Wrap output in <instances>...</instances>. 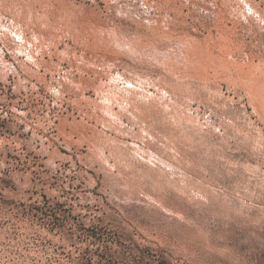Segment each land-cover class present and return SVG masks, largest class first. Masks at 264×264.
<instances>
[{"label": "rangeland", "instance_id": "374dc122", "mask_svg": "<svg viewBox=\"0 0 264 264\" xmlns=\"http://www.w3.org/2000/svg\"><path fill=\"white\" fill-rule=\"evenodd\" d=\"M263 104L264 0H0V264H264Z\"/></svg>", "mask_w": 264, "mask_h": 264}, {"label": "bare ground", "instance_id": "6f19581e", "mask_svg": "<svg viewBox=\"0 0 264 264\" xmlns=\"http://www.w3.org/2000/svg\"><path fill=\"white\" fill-rule=\"evenodd\" d=\"M115 41H116V40H115ZM200 47H201V46H200ZM142 51H143V50H142ZM205 52H207V51H205ZM210 53H211V52H210ZM145 55H146V54H145ZM253 67H254V66H253ZM259 67H260V66H259ZM253 70H255V68H254ZM253 70H252V71H253ZM230 71H231V70H230ZM254 73H255V72H254ZM253 75H254V74H253ZM252 83H253V82H252ZM131 86H132V85H131ZM246 86H248V85H246ZM109 88H110V87H109ZM140 89H141V88H140ZM203 89H204V88H203ZM143 90H144V89H143ZM104 91H105V90H104ZM113 91H114V90H113ZM114 92H115V91H114ZM114 92H113V93H114ZM110 93H111V92H110ZM184 93H185V92H184ZM247 93H248V92H247ZM126 94H127V93H126ZM115 95H116V94H115ZM129 95H130V93H129ZM104 96H108V95H105V94H104ZM132 96H133V95H132ZM120 97H121V96H120ZM144 97H145V95H144ZM105 98H106V97H105ZM107 98H108V97H107ZM110 98H111V97H110ZM257 98H258V97H257ZM124 99H125V98H124ZM112 100H113V99H112ZM175 100H176V99H175ZM255 100H256V99H255ZM116 101H117V99H116ZM126 102H127V101H126ZM142 102H143V101H142ZM118 103H119V102H118ZM138 103H139V102H138ZM138 103H137V104H138ZM144 103H145V102H144ZM176 103H177V102H176ZM174 104H175V103H174ZM120 105H121V104H120ZM127 105H128V104H127ZM129 105H130V104H129ZM263 105H264V104H263ZM150 106H151V104H150ZM208 106H209V105H208ZM111 107H112V106H111ZM123 107H124V106H123ZM123 107H122V108H123ZM126 107H127V106H126ZM130 107H131V106H130ZM130 107H129V108H130ZM138 107H139V106H138ZM138 107H136V109H137ZM148 107H149V106H148ZM122 108H121V109H122ZM209 108H210V107H209ZM110 109H111V108H110ZM143 109H144V108H143ZM145 109H146V108H145ZM106 110H107V109H106ZM125 110H126V109H125ZM130 110H131V109H130ZM151 110H152V109H151ZM165 110H166V109H165ZM108 111H109V110H108ZM110 111H112V110H110ZM114 111H115V110H114ZM116 111H117V110H116ZM137 111H139V110H137ZM147 111H148V110H147ZM176 111H177V110H176ZM212 111H213V110H212ZM151 112H152V111H151ZM181 112H182V111H181ZM112 113H113V112H112ZM159 113H160V112H159ZM134 114H135V113H134ZM165 114H166V113H165ZM178 114H179V113H178ZM190 114H191V113H190ZM212 114H213V113H212ZM135 115H136V114H135ZM166 115H167V114H166ZM150 116H151V115H150ZM152 116H153V115H152ZM162 116H163V115H162ZM197 116H199V115H197ZM109 117H110V116H109ZM129 117H130V116H129ZM129 117H128V118H129ZM132 117H133V116H132ZM170 117H171V116H170ZM192 117H193V116H192ZM136 118H137V117H136ZM180 118H182V117H180ZM189 118H190V117H189ZM107 119H108V118H107ZM118 119H119V118H118ZM120 119H121V118H120ZM140 119H141V118H140ZM186 119H187V118H186ZM193 119H194V118H193ZM195 119H196V117H195ZM109 120H110V119H109ZM115 120H116V119H115ZM131 120H132V119H131ZM136 120H137V119H136ZM144 120H145V119H144ZM151 120H152V119H151ZM170 120H171V119H170ZM173 120H174V119H173ZM173 120H172V121H173ZM208 120H209V119H208ZM113 121H114V119H113ZM142 121H143V120H142ZM161 121H162V119H161ZM181 121H183V120H181ZM187 121H190V120L187 119ZM191 121H192V120H191ZM199 121H200V120H199ZM224 121H225V120H224ZM224 121H223V122H224ZM108 122H109V121H108ZM131 122H132V121H131ZM149 122H151V121H149ZM176 122H177V121H176ZM178 122H179V121H178ZM193 122H194V120H193ZM207 122H208V121H207ZM186 123H187V122H186ZM210 123H211V122H210ZM225 123H226V122H225ZM230 123H231V122H230ZM117 124H118V123H117ZM152 124H153V123H152ZM163 124H164V123H163ZM173 124H174V123H173ZM176 124H178V123H176ZM231 124H232V123H231ZM234 124H235V123H234ZM141 125H142V124H141ZM178 125H179V124H178ZM183 125H184V124H182L181 127H182ZM193 125H194V124H193ZM197 125H202V124H197ZM197 125H196V126H197ZM213 125H214V124H213ZM186 126H187V125H186ZM186 126H185V127H186ZM207 126H208V125H207ZM109 127H110V126H109ZM194 127H195V126H194ZM197 127H199V126H197ZM212 127H213V126H212ZM117 128H118V127H117ZM150 128H151V127H150ZM173 128H174V127H173ZM178 128H179V127H178ZM199 128H200V127H199ZM202 128H203V127H201V130H202ZM233 128H234V125H233ZM233 128H232V129H233ZM111 129H112V128H111ZM113 129H115V128H113ZM119 129H120V128H119ZM193 129H194V128H193ZM179 130H180V129H179ZM192 131H193V130H192ZM196 131H197V130H196ZM203 131H204V130H203ZM152 132H153V131H152ZM163 132H164V131H163ZM200 132H201V131H200ZM234 132H236V131H234ZM174 133H175V132H174ZM194 133H195V132H194ZM204 133H205V132H204ZM165 134H166V133H165ZM198 134H199V133H198ZM207 134H208V133H207ZM235 134H236V133H235ZM166 135H167V134H166ZM199 135H200V134H199ZM175 136H176V135H175ZM200 136H201V135H200ZM208 136H209V134H208ZM166 137H167V136H166ZM168 139H169V138H168ZM245 139H246V138H245ZM163 143H164V142H163ZM114 147H115V146H114ZM115 148H116V147H115Z\"/></svg>", "mask_w": 264, "mask_h": 264}]
</instances>
